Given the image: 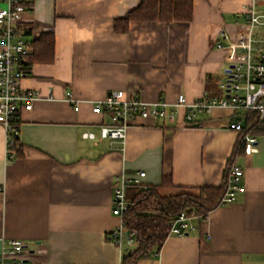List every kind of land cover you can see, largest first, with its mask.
<instances>
[{
	"label": "crops",
	"instance_id": "1",
	"mask_svg": "<svg viewBox=\"0 0 264 264\" xmlns=\"http://www.w3.org/2000/svg\"><path fill=\"white\" fill-rule=\"evenodd\" d=\"M258 1L194 0L189 23L132 22L128 33L118 34L114 20L141 0H25L22 36L32 43L53 32L55 61L35 63L22 82L39 99L19 114L21 156L8 158L0 125V252L19 240L28 264H121L136 243L118 246L110 238L123 222L112 213L119 176L143 172V186L160 185L165 175L178 187L220 186L239 139L229 128L231 110L199 115L192 126L185 125L183 109L176 123L139 119L120 141L102 138L111 118L93 113L89 102L112 91L170 104L180 95L188 102L220 96L229 67V50L216 48L220 32L231 35L226 46L237 42L247 31L246 8H257ZM67 92L83 101L79 111L67 102ZM87 133L95 138H85ZM259 153L235 156L244 176L232 204L220 205L207 220L194 216L195 232L170 235L159 256L138 264H264Z\"/></svg>",
	"mask_w": 264,
	"mask_h": 264
},
{
	"label": "built area",
	"instance_id": "2",
	"mask_svg": "<svg viewBox=\"0 0 264 264\" xmlns=\"http://www.w3.org/2000/svg\"><path fill=\"white\" fill-rule=\"evenodd\" d=\"M0 125L6 133V150L10 160L15 157V136L19 129L21 109L30 111L39 99L37 92L23 87L22 82L28 76L23 69L24 60L29 57L33 48L21 32L28 6L25 0H0ZM247 31L237 42L230 41L231 35L224 29L220 32V41L216 48L229 50L226 79L221 84L220 96L205 95L193 102H188L184 95L177 98L175 104L165 100L149 103L139 96L129 95L124 91H112L103 100L89 102L95 114L109 115L111 123L101 128L104 139L124 141L127 131L139 119H159L176 123L180 110L185 111L184 123L187 126L197 125L199 115L211 114L215 109H228L233 113L234 121L229 128L241 135V150L244 156L259 153V130H264V11L259 12L255 5L245 10ZM66 100L75 111L80 110L82 100L71 92L66 93ZM240 113L244 118L240 119ZM251 119V125L244 122ZM85 138L94 139L95 135L87 133ZM122 174L116 179L112 213L123 220L130 202L128 190L142 186L140 178ZM244 176L240 166L233 165L230 181L220 205H230L235 201L236 191ZM4 190L0 185V192ZM194 216L182 212L171 224L170 235L184 236L196 231ZM208 217L205 219L207 220ZM112 241L122 246L125 241L131 245L134 241L122 224L110 235ZM0 264H28V254L22 241L7 242L0 252Z\"/></svg>",
	"mask_w": 264,
	"mask_h": 264
},
{
	"label": "trees",
	"instance_id": "3",
	"mask_svg": "<svg viewBox=\"0 0 264 264\" xmlns=\"http://www.w3.org/2000/svg\"><path fill=\"white\" fill-rule=\"evenodd\" d=\"M194 0H141L140 4L129 11L125 17L114 20V31L126 34L132 22L189 23L194 18ZM26 35L31 34L24 27ZM55 35L53 32L43 33L32 41L34 53L23 62V69L29 73L35 63L51 64L55 61ZM251 125V119L245 126ZM20 127V120L16 123ZM258 132L264 133V130ZM18 135L15 136L14 150L21 156L17 146ZM241 150V135L237 148L227 165V173L223 183L218 187L186 188L174 184L172 176L165 175L160 185L134 186L128 190L130 206L123 216L126 231L133 235L136 246L126 250L121 264H138L142 260L159 256L167 238L170 236L171 224L182 212L205 220L209 213L220 206L230 181L231 167L236 155ZM178 189V193L163 195L161 190Z\"/></svg>",
	"mask_w": 264,
	"mask_h": 264
},
{
	"label": "rangeland",
	"instance_id": "4",
	"mask_svg": "<svg viewBox=\"0 0 264 264\" xmlns=\"http://www.w3.org/2000/svg\"><path fill=\"white\" fill-rule=\"evenodd\" d=\"M258 1V0H257ZM257 10L260 12H262L264 10V3L262 1H258V4H257ZM226 21L227 22H232V18L226 16ZM259 148H260V153L258 155L261 163H264V137H260L259 139Z\"/></svg>",
	"mask_w": 264,
	"mask_h": 264
}]
</instances>
